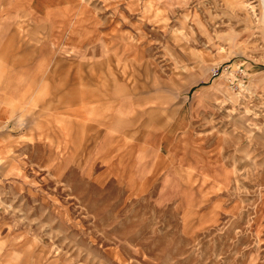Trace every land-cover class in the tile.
<instances>
[{"label":"rangeland","instance_id":"374dc122","mask_svg":"<svg viewBox=\"0 0 264 264\" xmlns=\"http://www.w3.org/2000/svg\"><path fill=\"white\" fill-rule=\"evenodd\" d=\"M0 264H264L260 0H0Z\"/></svg>","mask_w":264,"mask_h":264},{"label":"bare ground","instance_id":"6f19581e","mask_svg":"<svg viewBox=\"0 0 264 264\" xmlns=\"http://www.w3.org/2000/svg\"><path fill=\"white\" fill-rule=\"evenodd\" d=\"M261 1V7L263 9V19H264V0H260Z\"/></svg>","mask_w":264,"mask_h":264},{"label":"crops","instance_id":"0c3cea01","mask_svg":"<svg viewBox=\"0 0 264 264\" xmlns=\"http://www.w3.org/2000/svg\"><path fill=\"white\" fill-rule=\"evenodd\" d=\"M3 122H6V117L4 118Z\"/></svg>","mask_w":264,"mask_h":264}]
</instances>
